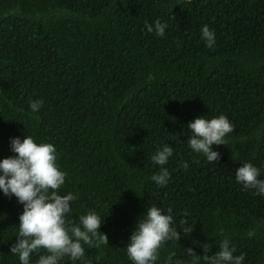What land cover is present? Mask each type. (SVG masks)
<instances>
[{"label": "trees", "instance_id": "1", "mask_svg": "<svg viewBox=\"0 0 264 264\" xmlns=\"http://www.w3.org/2000/svg\"><path fill=\"white\" fill-rule=\"evenodd\" d=\"M156 20L163 37L144 27ZM221 114L234 131L208 162L189 147L187 124ZM24 136L55 146L67 173L59 194L76 197L69 219H104L108 245L83 244L84 257L59 264H134L126 245L152 206L171 209L181 232L154 264H208L225 238L243 264H264V196L235 179L245 162L264 179V0H0V159ZM165 144L173 154L160 186L151 156ZM22 211L0 191V264H20L10 247Z\"/></svg>", "mask_w": 264, "mask_h": 264}, {"label": "clouds", "instance_id": "2", "mask_svg": "<svg viewBox=\"0 0 264 264\" xmlns=\"http://www.w3.org/2000/svg\"><path fill=\"white\" fill-rule=\"evenodd\" d=\"M144 27L149 33L163 37L167 25L156 20L153 24L145 21ZM201 36L207 47L215 45V34L208 25L202 26ZM43 105L42 99L32 100L30 109L34 113L39 112ZM187 129L190 130L187 139L189 147L203 154L208 162L215 163L220 159V154L213 151L212 146L226 145L225 137L234 131V125L223 114L210 119L201 115L190 121ZM10 149L16 155L0 159V191L8 197L14 195L23 205L16 241L10 247V252L18 255L20 264H30L32 254L39 253L41 249L46 254L39 255L36 264H59L65 256L73 261L84 257L83 244L89 247L108 245L107 235L99 231L104 219L95 211L90 210L86 215L79 216L78 223L69 219L71 202L76 197L71 192L59 194L67 173L59 170L58 154L53 144H37L31 136H24L23 139L14 137L10 138ZM172 154V147L165 144L151 156V160L161 166L160 171L151 176L157 185L165 186L170 178V173L163 166ZM182 167L187 169L188 164L185 162ZM259 176L260 170L249 162L235 170L238 183L245 189L255 190L254 194L264 196V179ZM168 213L152 206L137 221L126 245L127 255L134 264H154L159 249L167 241L180 239L181 232L172 226L171 209H168ZM180 223L184 225L187 221L181 220ZM191 231L192 226L183 228L187 234ZM204 249L207 252L208 247ZM235 251L225 238L219 245V251L203 258L208 264H243L245 254L234 255ZM187 252L197 257L191 248H187ZM177 264L182 262L177 261Z\"/></svg>", "mask_w": 264, "mask_h": 264}]
</instances>
